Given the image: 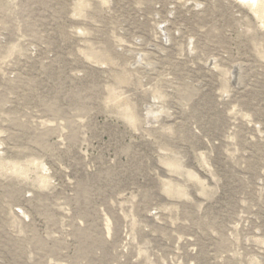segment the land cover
I'll return each instance as SVG.
<instances>
[{"label": "rangeland", "instance_id": "374dc122", "mask_svg": "<svg viewBox=\"0 0 264 264\" xmlns=\"http://www.w3.org/2000/svg\"><path fill=\"white\" fill-rule=\"evenodd\" d=\"M0 264H264V0H0Z\"/></svg>", "mask_w": 264, "mask_h": 264}]
</instances>
